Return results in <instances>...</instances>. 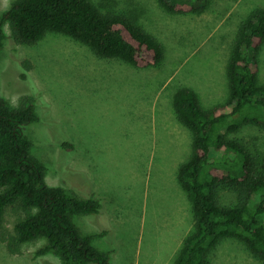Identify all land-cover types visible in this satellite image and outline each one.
Segmentation results:
<instances>
[{
  "label": "rangeland",
  "instance_id": "obj_1",
  "mask_svg": "<svg viewBox=\"0 0 264 264\" xmlns=\"http://www.w3.org/2000/svg\"><path fill=\"white\" fill-rule=\"evenodd\" d=\"M15 0H0V18ZM103 10L134 12L164 45L158 67L136 68L97 56L59 33L37 45L14 42L4 26L0 96L14 110L36 106L39 121L24 127L31 154L47 167V183L102 203L99 214L72 216L93 244L112 252L111 264H175L194 226L192 203L180 186L181 164L193 154V136L173 108L181 87L197 92L204 108L226 102L227 65L242 22L264 0H209L199 14H171L157 0H92ZM26 62L29 79H23ZM264 83V46L259 56ZM36 85V88H35ZM264 157V128L245 126L230 136ZM66 142L74 150L62 147ZM1 192V189H0ZM230 205L234 195L223 191ZM13 229L15 215H8ZM45 240L11 253L0 242V264H62L53 253L36 256ZM211 264H264L245 242L227 238L208 253Z\"/></svg>",
  "mask_w": 264,
  "mask_h": 264
},
{
  "label": "trees",
  "instance_id": "obj_2",
  "mask_svg": "<svg viewBox=\"0 0 264 264\" xmlns=\"http://www.w3.org/2000/svg\"><path fill=\"white\" fill-rule=\"evenodd\" d=\"M171 14H199L209 0H157ZM92 0H15L0 18V50L9 24L16 44L34 46L50 33L66 35L88 46L97 56L119 59L136 68L160 67L163 43L148 32L134 12H117ZM264 46V8L255 9L241 24L233 43L225 103L204 108L197 92L181 87L173 98L180 123L193 136V154L180 165L177 179L192 203L194 226L175 264H211L208 253L227 238L245 242L264 261V157L230 136L245 126L264 128V83L259 56ZM26 62L23 79H29ZM36 88V85H35ZM33 103L14 110L0 96V242L20 253L24 245L45 240L36 256L53 253L62 264H111L112 252L93 244L97 235H83L74 214L102 211L94 196L81 198L47 183V167L31 151L24 127L39 121ZM64 149L74 150L66 142ZM234 202L224 205L222 192ZM15 215L8 226V215Z\"/></svg>",
  "mask_w": 264,
  "mask_h": 264
}]
</instances>
